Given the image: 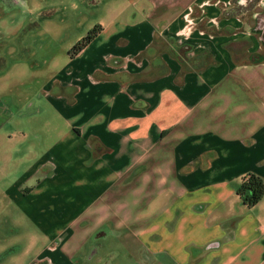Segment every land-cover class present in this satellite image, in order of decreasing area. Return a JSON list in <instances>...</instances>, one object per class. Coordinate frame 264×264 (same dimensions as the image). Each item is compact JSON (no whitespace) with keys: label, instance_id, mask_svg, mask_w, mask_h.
I'll return each instance as SVG.
<instances>
[{"label":"crops","instance_id":"crops-1","mask_svg":"<svg viewBox=\"0 0 264 264\" xmlns=\"http://www.w3.org/2000/svg\"><path fill=\"white\" fill-rule=\"evenodd\" d=\"M3 2L0 264H264V0Z\"/></svg>","mask_w":264,"mask_h":264},{"label":"rangeland","instance_id":"rangeland-1","mask_svg":"<svg viewBox=\"0 0 264 264\" xmlns=\"http://www.w3.org/2000/svg\"><path fill=\"white\" fill-rule=\"evenodd\" d=\"M2 3H4V0H1ZM20 1V0H19ZM35 2H37L38 0H33ZM75 1L76 4L73 8L72 6H70V8H67V14L70 11H74L71 15V13H69V17L71 16L72 20H77L76 24H70V23H65V25H61L62 30H59L60 25H48L45 26L44 28H41L43 31H41L40 27H37V25L35 24H30L29 27L25 28L24 30L21 31L22 34H25L27 37L26 39L23 41L24 44L30 45L33 49H39L40 53L39 56H48L51 53L52 54H56V59L58 60L59 58H61V60L65 57V54L67 51H65V49H67L68 46H72L71 44H74V42H76L77 38L76 36H79V34H81V30L80 27L85 26L87 19L91 17V15L89 14L90 10L87 9V7H85L84 2L86 0H67V5H70V2L72 4V2ZM64 0H61V3H63ZM3 4H0V9H3L2 7ZM77 11L79 12L78 16H75L77 14ZM25 14H23L24 16ZM19 14H15L14 13V19H18ZM70 19V21L72 22V20ZM60 31L61 34L60 36H56L53 38V36H47L48 34H53L50 32H57ZM0 31L1 32H6L9 31V29H7L6 25H0ZM43 33L46 34L45 36H38L37 33ZM84 32H87L86 30H84ZM58 33V32H57Z\"/></svg>","mask_w":264,"mask_h":264},{"label":"trees","instance_id":"trees-1","mask_svg":"<svg viewBox=\"0 0 264 264\" xmlns=\"http://www.w3.org/2000/svg\"><path fill=\"white\" fill-rule=\"evenodd\" d=\"M101 25H95L87 34L81 38L69 51L71 57H75L87 45H89L102 31ZM237 193L243 202L254 207L264 197V178L255 172L247 173L243 176L242 183L237 189Z\"/></svg>","mask_w":264,"mask_h":264},{"label":"built area","instance_id":"built-area-1","mask_svg":"<svg viewBox=\"0 0 264 264\" xmlns=\"http://www.w3.org/2000/svg\"><path fill=\"white\" fill-rule=\"evenodd\" d=\"M190 28H191V26H190Z\"/></svg>","mask_w":264,"mask_h":264}]
</instances>
